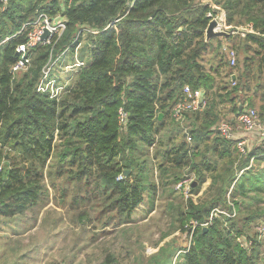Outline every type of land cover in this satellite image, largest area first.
Returning a JSON list of instances; mask_svg holds the SVG:
<instances>
[{
    "label": "trees",
    "instance_id": "16d2710c",
    "mask_svg": "<svg viewBox=\"0 0 264 264\" xmlns=\"http://www.w3.org/2000/svg\"><path fill=\"white\" fill-rule=\"evenodd\" d=\"M202 1L220 6L228 25H252L256 31L244 38L236 36L241 44L233 46L238 54L235 71L227 73L216 89V76L229 63L218 38L206 39L208 4L197 0H0V217L22 215L37 205L45 177L55 168V176L67 175L75 188L81 183L86 188L94 184L108 211H119L131 222L147 189L133 173L138 163L132 153L139 148L138 140L145 147L157 144L185 85L203 87L209 103L203 112L186 113L185 125L172 116L177 133H171L168 141L180 134L183 139L164 151L165 164L170 166L162 163L159 169L170 173L175 183L195 173L196 183L191 186L195 193L207 180L205 172L213 174L217 194L199 204L190 199L187 220L205 222L225 202L231 166L221 174L217 160L239 152L236 142L223 138L216 126L227 119L235 124L236 118L229 115L237 116L245 104L256 108L259 82L255 85L254 80L257 73H264V0ZM39 11L50 15L62 11L67 28L51 44L33 48L29 69L12 75L11 66L22 56L18 48L27 43L21 29ZM87 32L91 57L73 84L60 97L38 92L49 60L76 47ZM209 49L214 50L215 60L220 59L211 70L203 64ZM243 49L250 54L243 55ZM120 108L128 114L126 130L119 123ZM260 112L264 120V99ZM187 134L191 143L184 139ZM255 155L258 162H264V146L242 160L243 173L251 172L250 158ZM56 157L57 167L52 164ZM185 167L188 171L183 172ZM262 178L264 172L257 181ZM150 189L156 190L155 185ZM247 218L249 222L251 217ZM192 233V245L182 264H256L238 240L242 232L233 235L219 220L207 229L197 226Z\"/></svg>",
    "mask_w": 264,
    "mask_h": 264
},
{
    "label": "rangeland",
    "instance_id": "374dc122",
    "mask_svg": "<svg viewBox=\"0 0 264 264\" xmlns=\"http://www.w3.org/2000/svg\"><path fill=\"white\" fill-rule=\"evenodd\" d=\"M238 40L239 38L230 40L229 46H240ZM88 42L87 32L76 47L51 58V66L55 65L50 78H54L53 85L63 88L62 92L73 84L79 71L69 65L75 64L77 60H83L85 64L89 61L91 56L87 53ZM240 52L244 55L248 51L243 49ZM214 55V50L209 49L203 57V64L208 70L215 69L220 62V59L215 60ZM231 70L226 69L228 73ZM253 71L257 73L256 66ZM225 80V70H222V74L216 76L214 89ZM257 81L259 90L255 106L261 113L264 73H257L255 85ZM208 94L211 96L209 91ZM229 116L236 117L233 114ZM178 122L185 125L186 118ZM175 129L176 125L170 113L166 118V127L160 132L155 146L145 147L138 140L139 148L132 153L138 163L133 168V173L140 176L142 185L144 182L147 189L144 200L132 212L131 222H126V215L119 211H108L104 196L94 190V184L86 188L81 183L75 188L74 183L68 181L67 175L57 178L54 174L55 168H50L51 173L45 177L41 200L37 205L22 215L0 217V264H182L184 253L192 245L191 232L196 224L186 219L189 201L192 199L197 204L207 201L217 194L218 187L212 184V181L216 183L213 174L205 172L207 180L200 185L199 192L191 190L187 194L176 188L182 180L175 183L170 173L161 172L159 164L170 166L165 164L164 151L183 139L180 134L177 139L168 141L171 133L176 135ZM185 132H189V127H185ZM189 135L184 139L191 143ZM251 148L249 147L248 155L253 151ZM247 156L233 152L231 157L217 160L221 174L224 173V167L231 166V171L228 172L230 176L227 178V184L230 183L231 186L225 202L216 208L232 213L234 207L236 215L227 221L228 216L217 214L214 220L221 221L222 227H227L233 235L241 231L242 235L238 240L249 250L248 254L254 257L256 264H264V232L260 233L264 226V178L257 181V176L263 175L264 165L256 160L251 162L250 158L251 172L243 173L244 170L239 166ZM57 161L56 157L52 164ZM185 171H188L186 167L183 168V172ZM187 174L183 180L190 179L192 184L196 183L195 173ZM244 174L247 176H243ZM233 176L235 178L231 181ZM151 185H155L156 190L150 189ZM247 217H251L249 222L246 221L249 219ZM247 238L255 241L253 247L246 242Z\"/></svg>",
    "mask_w": 264,
    "mask_h": 264
},
{
    "label": "built area",
    "instance_id": "2783aa9c",
    "mask_svg": "<svg viewBox=\"0 0 264 264\" xmlns=\"http://www.w3.org/2000/svg\"><path fill=\"white\" fill-rule=\"evenodd\" d=\"M197 2L210 5L211 10L207 12L206 16L209 18L208 26L212 21L216 23L214 31L226 32L228 33V36L239 34L242 37H246L247 34L255 32L252 25L238 27L228 25L226 21V12L218 5L202 0H197ZM130 5H132V3ZM66 28V18L64 17L62 11L57 12L55 15L39 11L35 20L26 22L23 25L21 32L27 34V43L26 45H22L18 48V52L22 53V56L19 57V59L11 66L10 71L12 75L27 71L31 64V50L39 45L51 44L56 36L58 38L61 37ZM88 32L97 33V31L93 30H88ZM223 50L227 53L229 68L234 71L238 59L237 51L232 48L228 49L227 47H224ZM66 51H64L61 55H63ZM50 60L43 69V77L39 82L37 90L41 93H48L51 97H60L65 91L62 92L63 88L60 87V85H53L52 80L54 81V78H50V74L53 65L55 64H52L51 66ZM84 65L85 62L83 60H77L75 64H72L71 66L69 65V67L80 70ZM232 76V84L234 86L236 77L235 72L232 73ZM208 103V96L206 95V90L203 87L192 88L189 85H185L182 90V97L172 108V116L176 121L183 120L186 113L203 112L207 108ZM236 120L237 125L231 123L230 121L222 120L217 124L216 129L223 138L227 140H234L236 142V148L241 156H247L250 142H253L255 139L264 141V120L260 117L259 111L256 108L249 107L246 104L239 110ZM119 123L121 128L126 130L128 114L123 108L119 109ZM188 139L190 140L191 137L188 136ZM254 160L255 158L253 156L251 158V162ZM121 178H123V176L119 177V179ZM191 186L192 180L184 179L177 184L176 188L178 190H184L185 193L189 194ZM217 214L232 217L236 215V210L233 208L232 213H226L223 209L214 208L209 219L205 222L194 224L195 226L193 230L197 226L208 228L213 224L214 216ZM263 232L264 226L262 230H260V233L263 234ZM192 234L193 233L191 232V236ZM240 242L242 243V241ZM249 244L252 246L253 241H250Z\"/></svg>",
    "mask_w": 264,
    "mask_h": 264
},
{
    "label": "crops",
    "instance_id": "0c3cea01",
    "mask_svg": "<svg viewBox=\"0 0 264 264\" xmlns=\"http://www.w3.org/2000/svg\"><path fill=\"white\" fill-rule=\"evenodd\" d=\"M244 26V25H243ZM254 34H256V31L254 32ZM232 36V38H231ZM231 36H227V37H219L216 42H219L220 45H221V52H223L226 56H227V53L223 50L224 47H227L228 49L232 48V46H229L230 45V40H233L235 38H237L236 36H238L239 38H244L242 36H240L239 34H236V35H231ZM240 40V39H239ZM228 58V56H227ZM228 60V59H227ZM228 69V68H227ZM228 72L225 71V74H227ZM236 118V117H235ZM235 125H237V120L235 119ZM240 131V130H239ZM242 132V131H240ZM264 146V141L260 140V139H255L253 142H250L249 143V147H252L251 149L255 150V149H258V148H261ZM250 149V150H251ZM258 156L255 155L254 158H257ZM256 160V159H255ZM257 161V160H256ZM258 162V161H257ZM259 163V162H258ZM261 164L264 165V162H261ZM251 165H253V163H251ZM251 169V167H249Z\"/></svg>",
    "mask_w": 264,
    "mask_h": 264
},
{
    "label": "water",
    "instance_id": "95a60500",
    "mask_svg": "<svg viewBox=\"0 0 264 264\" xmlns=\"http://www.w3.org/2000/svg\"><path fill=\"white\" fill-rule=\"evenodd\" d=\"M216 27V23L214 21H212L208 28H207V31H206V39L209 40L211 38H219V37H227L228 36V33L226 32H216L214 31V28ZM241 109V108H240ZM162 117V114H160V118ZM130 173L129 170H127L125 172L126 175H128ZM195 183H193L194 185ZM207 229V228H205Z\"/></svg>",
    "mask_w": 264,
    "mask_h": 264
}]
</instances>
